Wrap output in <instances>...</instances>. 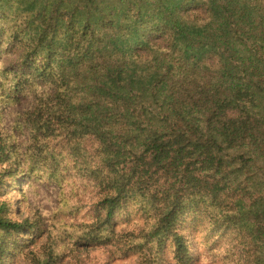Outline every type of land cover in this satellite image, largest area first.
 Returning a JSON list of instances; mask_svg holds the SVG:
<instances>
[{"label":"trees","instance_id":"trees-1","mask_svg":"<svg viewBox=\"0 0 264 264\" xmlns=\"http://www.w3.org/2000/svg\"><path fill=\"white\" fill-rule=\"evenodd\" d=\"M89 249L264 264V0H0V264Z\"/></svg>","mask_w":264,"mask_h":264},{"label":"rangeland","instance_id":"rangeland-1","mask_svg":"<svg viewBox=\"0 0 264 264\" xmlns=\"http://www.w3.org/2000/svg\"><path fill=\"white\" fill-rule=\"evenodd\" d=\"M14 107H11L12 110ZM35 196L36 200L33 199ZM3 198H6L11 205V208L14 209L11 213V216L15 219H20L26 216V200L29 202L35 203L37 206H47L49 203H53L56 200L55 189L53 187H48L47 185L40 184L38 187V193L36 195L28 196L18 193L16 189L7 187L4 191ZM17 205H20V212L15 213V208ZM17 211V210H16ZM192 248L195 246L194 241L191 244ZM86 255L88 261L94 264H133V261H110L106 252H103L99 249H89L88 252L80 256ZM68 260V259H67ZM15 264H22V262L17 261Z\"/></svg>","mask_w":264,"mask_h":264}]
</instances>
